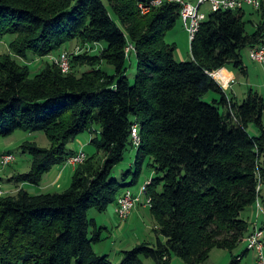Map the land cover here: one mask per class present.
Masks as SVG:
<instances>
[{
	"label": "trees",
	"instance_id": "obj_1",
	"mask_svg": "<svg viewBox=\"0 0 264 264\" xmlns=\"http://www.w3.org/2000/svg\"><path fill=\"white\" fill-rule=\"evenodd\" d=\"M145 1L0 0V46L7 44L0 52V137L41 132L50 143L43 149L25 142L31 168L10 181L39 186L76 153L70 143L95 135L93 152L64 191L32 195L21 187L0 197V264H113L94 250L105 229L88 213L115 208L138 185L146 160L155 243L122 251L119 264H172L173 257L205 264L214 249L234 264L246 254L232 253L254 229L242 213L257 202L264 207V102L251 91L236 102L211 74L225 68L247 75L242 52L249 57L264 42V0L250 13L258 19L252 32L244 8L209 11L187 62L175 60L166 40L182 25L181 6L164 2L141 14ZM62 52L67 72L55 61ZM31 59L41 61L35 74ZM210 92L220 95L212 104L202 100ZM250 124L258 136L249 135ZM129 147L134 170L119 182L114 170Z\"/></svg>",
	"mask_w": 264,
	"mask_h": 264
},
{
	"label": "rangeland",
	"instance_id": "obj_2",
	"mask_svg": "<svg viewBox=\"0 0 264 264\" xmlns=\"http://www.w3.org/2000/svg\"><path fill=\"white\" fill-rule=\"evenodd\" d=\"M105 2V0H103ZM191 4L196 5L197 0H192L189 1ZM246 12H250V9L245 7ZM202 11L208 13L210 11L209 5H204L202 7ZM247 14V19L249 21L247 30L248 32H251L253 30V26L251 23H256L257 22V17L254 15L248 16ZM251 22V23H250ZM167 42L169 44L175 45V52H174V58L178 62H187L190 60V41L188 38V35L180 29L179 26H177L174 31L170 32L167 36ZM7 49V44L6 42L2 43V46H0V52L6 51ZM72 50H70L71 52ZM243 56V63L247 67V75H242L239 72H236L235 75L237 77V84L235 85V88H238L242 91H245L246 95L245 98L247 97V93L249 91L251 92H257L262 98L264 102V65H259L255 64L251 61L248 60L247 58V50L242 52ZM31 67L32 70H37V67L41 65V61L36 62L33 59H31ZM28 63V64H30ZM39 63V65L36 66V64ZM136 67H137V62L135 58L130 59V66L128 69V79L132 83L136 74ZM35 72H32V74H35ZM230 84L227 85L225 88H223L224 91H226L229 88ZM220 95L216 93H208L206 94L202 100L206 103L212 104L213 100H219ZM221 112H226L225 109L220 107ZM262 122L264 124V111H263V118ZM247 132L251 136H258L259 132L258 129L254 124H250L247 128ZM95 135H90L89 133H84L81 136H78L74 142L70 143L68 145V148L70 149H75L77 147V144H80L83 151L85 153H92L94 150V145L84 142H80V139L86 140L87 138H93ZM25 142H31L35 144L39 148L43 149H48L50 147V143L47 139V137L41 133H26L23 131H16L13 135L9 137H0V157L1 155L5 153H9L13 155L15 158L14 163L2 167L0 165V178H4L7 174V177L10 176V180H13V178L18 175V174H23L27 173L30 168H31V160L28 152L22 147ZM135 153L136 150L135 148L129 147L125 154L123 160L117 165V167L114 170V178L121 182L123 175L130 169L132 171L134 170V164H135ZM148 162L149 160H146L143 165H142V174L138 180V185L130 190H136L140 186H142L145 182L151 180V171L148 168ZM52 169L49 173H46L42 183H40L39 186H27L25 189L30 193V194H40V193H54V192H62L64 191L68 186L71 181V174L68 176V178H64L62 182L57 185L55 188H49V189H44V183L46 181L50 182L54 179L55 176H52L50 178H47V176L53 171ZM54 172V171H53ZM69 173L68 171H66ZM55 174V173H54ZM131 181V177L127 179V182ZM65 182V183H64ZM17 183L14 182L13 184H8L6 185V188L11 191L12 194H15L17 189L19 188V185H16ZM48 186V185H47ZM0 188L4 191V194H10L2 188L0 185ZM142 208H148V207H143ZM254 212H252V208L247 209L244 211L241 215V218L248 220L249 223H252L254 220ZM89 218H94L97 220L98 225L100 226L103 221H107L110 223L111 227H116L113 228L112 232V237L113 238H108V234L106 232H103V236L105 237V241L102 244L95 245L94 250L96 252H101L105 248V253L110 255L111 261L113 264H119L121 261V252L124 250H131L134 248L137 244H135L136 240L138 241V244L142 242H150L152 244L155 243V233H154V222L152 218L150 217V214L148 211H146V216L143 220H140L139 222L136 223V220H134L131 224V226L128 225L129 229L128 230L127 226L123 229L117 230V224L118 226H122L120 224V221L116 217V214L114 212V207L110 206L107 208V210L99 214L95 211H90L88 213ZM262 219V218H261ZM114 223V225H113ZM261 225V224H260ZM122 239V244L117 245V247L111 248V243L117 242L118 240ZM124 240V241H123ZM106 241H109L106 244ZM135 244V245H134ZM246 251V244L245 242L241 243L239 247L233 251V255H241ZM231 256L230 254L222 249H214L211 251L210 256L208 260L206 261L205 264H229L230 263ZM144 264H155L152 260H144ZM172 264H185L180 258L173 257L172 259ZM240 264H255V256L252 252H246V254L243 256L241 263Z\"/></svg>",
	"mask_w": 264,
	"mask_h": 264
},
{
	"label": "built area",
	"instance_id": "obj_3",
	"mask_svg": "<svg viewBox=\"0 0 264 264\" xmlns=\"http://www.w3.org/2000/svg\"><path fill=\"white\" fill-rule=\"evenodd\" d=\"M176 3L181 6L180 16L181 23L184 31L188 35L190 44L194 39L196 32L199 29L200 24L206 19L207 13L202 11L204 5H209L210 12L216 11H236L241 10L244 7H250L252 9H258L261 0H197V4L193 5L185 2L184 0H147L138 5L141 14L149 13L153 8L159 7L162 3ZM132 47L129 46L126 52H129ZM250 60L259 65H264V42L259 46L249 49ZM55 61L59 64L63 72L69 70V59L66 52H62ZM219 86L223 89L227 85L233 82V79L224 77L222 70H218L211 74ZM131 140L135 148L139 147V127L134 124L131 128ZM86 159V153L83 151L81 145L79 149L71 157L67 159L64 164L75 168L79 164H82ZM15 158L11 154H3L0 157V165L6 167L14 163ZM150 181L140 186L137 191L130 189L117 198V203L114 208L116 217L120 223L126 222L134 210L138 207H149L150 200L145 197V191ZM4 195V191L0 188V197ZM258 214L264 215V207L257 202L255 205ZM244 242L246 244V252H252L255 256V264H264V230L254 226L252 232L248 233ZM242 257H237L234 264H240Z\"/></svg>",
	"mask_w": 264,
	"mask_h": 264
},
{
	"label": "crops",
	"instance_id": "obj_4",
	"mask_svg": "<svg viewBox=\"0 0 264 264\" xmlns=\"http://www.w3.org/2000/svg\"><path fill=\"white\" fill-rule=\"evenodd\" d=\"M185 2H187V3H190L189 1H192V0H184ZM196 1V0H195ZM191 4V3H190ZM247 8H249L250 9V12H249V14H248V12H246V10H245V7H244V12H245V19H247L246 17H247V14H248V16H254V15H250V13H252V10L253 9H251L250 7H247ZM180 29L181 30H183L184 31V29H183V27H182V25H180ZM253 30H254V28H253ZM252 30V31H253ZM251 31V32H252ZM185 32V31H184ZM186 33V32H185ZM247 58H248V60L250 61V59H249V57H248V54H247ZM220 70H222V72H223V74H224V72L226 73V76L228 77V78H230V79H233V82L232 83H230V86H229V88L224 92L227 96H229V98H233V99H235V101L236 102H241V101H243L244 99H245V95H246V93H245V91H242V90H240V89H238V88H236V89H234L235 88V85L238 83L237 82V77H236V75H235V73L236 72H231V71H229V70H227V69H225V68H222V69H220ZM223 90V89H222ZM89 140H90V138H87L86 140L84 139V140H82V139H80V141H79V143L82 141V142H84V143H89ZM78 146L77 147H75V149H74V151H77L78 149H79V146H80V144H77ZM74 169L75 168H72V167H70V166H65L64 167V165L63 166H58V167H56V168H54V172L52 171L48 176H47V178H50V177H52V176H55L54 177V179L52 180V181H50V182H48V181H46L44 184V189H49V188H55V187H57V185H59L61 182H62V180L66 177V178H68V176L71 174V176H72V174H73V171H74ZM66 171H68L69 173H67ZM55 173V174H54ZM10 176H8L7 177V174H6V176L4 177V178H0V185L2 186V188L8 193V191H10L9 189H8V187L6 188V185H8V184H13L12 183V181H10ZM42 183V182H41ZM65 183V182H64ZM146 183V182H145ZM144 183V184H145ZM48 185V186H47ZM9 186V185H8ZM27 186H29V185H26V184H24V185H20L19 186V188H23V187H27ZM138 189V188H137ZM137 189L136 190H132V191H137ZM17 190H19V189H17ZM16 190V191H17ZM11 195H12V193H11V191L9 192ZM146 211H148V208H142V207H138L136 210H134L133 211V213L131 214V216H130V218L125 222V223H123V224H121L122 226L120 227V226H118V224H117V230H119V229H124L126 226H127V228H128V230H131V229H129V227H128V225L129 226H131V224H132V222L134 221V220H136V223L137 222H139L140 220H143L144 218H145V216H146ZM149 212V211H148ZM252 212H254V220H252L253 222L252 223H250L251 224V226H257V227H259V228H261V229H263V226H264V216L263 215H261V214H258L257 213V211H256V209L253 207L252 208ZM262 218V219H261ZM261 224V225H260ZM113 225H114V223H113ZM100 226H102L104 229H105V232L108 234V238H113L112 237V234H113V232H112V230H113V228H116V227H111V225H110V223L109 222H107V221H103L102 223H101V225ZM264 230V229H263ZM124 241V240H123ZM138 241L139 240H136V242H135V244H138ZM109 241H106V244L108 243ZM119 242H120V245L122 244V239L121 240H118V243L117 242H113V243H111L110 245H111V248H114V247H117V245L119 244ZM134 244V245H135ZM101 252H104L105 253V248L103 249V250H101ZM246 252V251H245ZM243 258V257H242Z\"/></svg>",
	"mask_w": 264,
	"mask_h": 264
},
{
	"label": "bare ground",
	"instance_id": "obj_5",
	"mask_svg": "<svg viewBox=\"0 0 264 264\" xmlns=\"http://www.w3.org/2000/svg\"><path fill=\"white\" fill-rule=\"evenodd\" d=\"M224 77H227L225 72H224ZM251 232H252V230H251ZM248 233H249V232H248Z\"/></svg>",
	"mask_w": 264,
	"mask_h": 264
},
{
	"label": "clouds",
	"instance_id": "obj_6",
	"mask_svg": "<svg viewBox=\"0 0 264 264\" xmlns=\"http://www.w3.org/2000/svg\"><path fill=\"white\" fill-rule=\"evenodd\" d=\"M5 154H7V153H5ZM9 154V153H8Z\"/></svg>",
	"mask_w": 264,
	"mask_h": 264
}]
</instances>
